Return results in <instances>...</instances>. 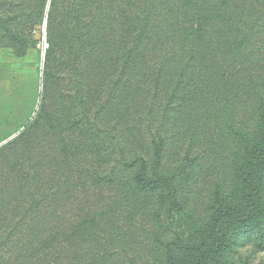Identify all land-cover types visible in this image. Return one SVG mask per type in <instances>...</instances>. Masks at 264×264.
<instances>
[{
	"label": "rangeland",
	"instance_id": "obj_1",
	"mask_svg": "<svg viewBox=\"0 0 264 264\" xmlns=\"http://www.w3.org/2000/svg\"><path fill=\"white\" fill-rule=\"evenodd\" d=\"M136 1L132 0L129 8H138L140 4ZM167 2L162 0L161 4ZM0 3L5 4L6 13L3 16L0 12V146L19 136L24 126L35 118L37 135L34 137L41 142H46V138L56 141L61 134L60 127L65 126L62 111L66 108L68 113L73 105L82 107L83 118H87L85 109L90 104L125 105L129 114L132 111L131 121L149 130L153 125L151 115L142 122L137 118V111L145 102H158V110L165 109L169 102H188L181 111L170 109L168 125L162 126L166 129L168 147L166 152L162 149L160 162L155 165L169 166L171 161H180L181 166L173 168L176 175L187 165L184 173L188 180L182 187L177 181L174 183V190L179 193L178 205L164 197L165 188L160 183L157 189L153 187L144 194L125 189L105 206L119 202L116 224L121 226L117 230L127 231L129 225L136 226L138 237L133 239L136 247L131 250L134 264H170L171 260L176 264H264V220L255 217L256 207L237 211L253 202L264 205V156L259 160L255 181L251 184L243 176L245 168L236 165L238 158L253 160L264 139L263 129L256 132L258 117L264 114V26L252 22L253 19L235 18L232 24L244 33L240 39L232 38L236 53L229 63H216L200 70L203 84L198 81L191 85L177 84L173 76L170 80L174 82L163 85L157 96L153 88L158 84L156 68L159 67L153 68L150 61L147 67L140 66L137 70V92L126 96L120 83L124 78L122 72H113L111 78L84 70L80 72L84 76L79 77L72 72V52H69L72 30H77L72 25V15L75 24L81 16L88 30L93 25L91 21H98L96 9L102 7L105 15L110 10L127 7L123 0H95V3L91 0H0ZM246 5H234L235 12L249 11L251 6L246 8ZM262 5L264 14V0H257L253 9ZM253 14L258 16L257 12ZM6 16L8 22L4 19ZM240 41H245L246 46L238 48ZM88 43L102 48L103 37L87 41V46ZM102 60L103 57L101 63ZM160 61L162 58H158L157 62ZM91 63L88 61L86 67ZM138 81L142 84H136ZM179 94L181 97L177 98ZM127 116L125 111L111 110L106 123L123 121ZM193 125L197 129L195 134L190 131ZM231 126L248 128L255 136L240 139L230 132ZM101 132L102 138L111 136L109 152L116 153L121 140L117 129H110L107 134ZM138 137V131H132L123 135L122 140L130 146L137 140L143 141ZM145 146L141 143L131 152L145 150L146 153ZM78 151L85 153L86 149L80 147ZM0 163L5 167L8 164L2 160ZM237 220L245 224L240 226ZM217 237L219 251L204 257L215 248L210 245Z\"/></svg>",
	"mask_w": 264,
	"mask_h": 264
},
{
	"label": "trees",
	"instance_id": "obj_2",
	"mask_svg": "<svg viewBox=\"0 0 264 264\" xmlns=\"http://www.w3.org/2000/svg\"><path fill=\"white\" fill-rule=\"evenodd\" d=\"M131 1L123 0L127 7L110 10L105 15L102 7L96 9L98 21H91L93 25L88 30L81 16L75 24L72 15V25H76L77 30H72V49H69L72 72L79 77L84 76L80 73L84 70L111 78L113 72H122L124 78L120 83L126 96L137 92V70L140 66L147 67L150 61L153 68L159 67L156 68L158 84L153 88L157 96L160 88L164 89L163 85L174 82L170 80L173 76L177 84L191 85L196 81L203 84L200 70L216 63H229L236 53L232 38L240 39L244 33L232 24L235 18L253 19L252 22L264 26L263 5L253 9L257 0H250L251 3L249 0H168L165 5L161 4L162 0H138L140 6L135 9L129 8ZM237 4L251 8L236 13L234 5ZM4 7L5 4L0 3L3 16L6 15ZM254 12L258 16L253 17ZM7 17L4 19L8 22ZM92 28L95 31H90ZM97 36L103 37L102 48L95 47L94 43L87 46V41ZM244 45L246 42L240 41L238 48ZM99 57L104 58L102 63ZM158 58L163 61L157 62ZM88 61L92 62L91 66L86 67ZM180 97L179 94L177 98ZM186 103L169 102L165 109L158 110V102H145L137 111V118L142 122L151 115L153 125L149 130L131 121L132 111L129 114L125 105L90 104L85 109L88 119L83 118L82 107L73 105L68 107L71 108L68 113L66 108L62 111L65 126L60 127L61 134L56 141L46 138V142H41L34 137L37 135L35 118L24 126L19 136L1 145L0 160L8 163V167L0 163L5 167H0V264H134L131 250L136 247L133 240L138 237L136 226L129 225L127 231L117 230L121 226L116 224L120 204H105L116 200L125 189L144 194L153 187L157 189L161 183L165 188L164 197L178 205L179 193L174 190V183L177 181L182 187L188 180L184 173L187 165L179 175L173 168L181 166L180 161H171L169 166L155 165L160 162L162 149L166 152L168 147L164 127L168 125L170 109L181 111ZM111 110L125 111L128 116L123 121L108 124L107 113ZM258 118L256 132L264 131V114ZM193 126L190 131L195 134L197 129ZM113 128L121 136L114 154L109 152L111 136L102 138L101 135V131L107 134ZM230 128L240 139L255 136L248 128ZM132 131H138V139L143 141L127 146L122 136ZM141 143L144 148L147 144L146 153L145 150L132 153ZM241 145L244 150L243 143ZM80 147L86 152H79ZM255 153L251 161L236 160V165L245 168L243 176L248 184L255 181L259 160L264 156V139ZM245 207H256L258 215L255 217L264 220L262 203L243 205L237 211L241 213ZM182 216L183 213L180 219ZM238 221L240 226L245 224ZM210 246L215 248L204 257L219 251L220 238ZM170 264L176 263L171 260Z\"/></svg>",
	"mask_w": 264,
	"mask_h": 264
}]
</instances>
